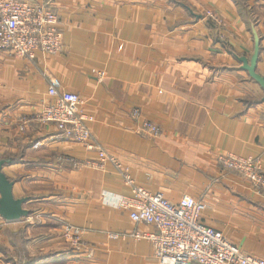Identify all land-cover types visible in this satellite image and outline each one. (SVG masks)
Instances as JSON below:
<instances>
[{
	"label": "crops",
	"instance_id": "1",
	"mask_svg": "<svg viewBox=\"0 0 264 264\" xmlns=\"http://www.w3.org/2000/svg\"><path fill=\"white\" fill-rule=\"evenodd\" d=\"M238 1L50 0L63 50L33 61L0 51L2 171L30 212L0 216V264H159L147 240L109 235L152 229L103 203L131 195L113 166L85 165L94 150L35 119L47 78L83 99L92 138L137 185L176 205L202 200L204 224L264 259V193L216 160L253 158L264 170V91L237 59L252 55L255 30L264 77V0H244L246 11ZM144 120L160 133L138 132ZM64 222L83 231L84 252L63 239Z\"/></svg>",
	"mask_w": 264,
	"mask_h": 264
},
{
	"label": "built area",
	"instance_id": "2",
	"mask_svg": "<svg viewBox=\"0 0 264 264\" xmlns=\"http://www.w3.org/2000/svg\"><path fill=\"white\" fill-rule=\"evenodd\" d=\"M206 16L218 25L223 23L215 12L207 11ZM62 50L63 34L50 0L38 3L0 0L1 52L33 61L37 52L56 55ZM92 72L99 77L104 75L103 71ZM47 82V100L42 102L35 119L53 124L57 136L63 140L94 150L96 160L87 161L85 165L98 168L112 165L123 183L131 189V195L112 198L104 195L103 203L128 211L133 223L152 228L149 231L135 229L129 234L111 232L110 237L147 240L159 264H264V259L244 253L220 231L203 223L201 214L205 204L202 200L176 205L161 193H152L137 185L127 168L101 149L92 138L89 124L93 117L81 110L83 99L77 93L61 90L57 79L47 78ZM134 112L138 114L139 110ZM136 130L144 135L160 133L159 126L149 120H144ZM216 160L221 168L234 171L246 179L256 194L264 193V170L258 160L229 154H219ZM82 233L80 228L68 222L62 224L63 239L73 249L83 251ZM86 257H91L90 251Z\"/></svg>",
	"mask_w": 264,
	"mask_h": 264
},
{
	"label": "water",
	"instance_id": "3",
	"mask_svg": "<svg viewBox=\"0 0 264 264\" xmlns=\"http://www.w3.org/2000/svg\"><path fill=\"white\" fill-rule=\"evenodd\" d=\"M254 48L249 59L244 56L238 57V61L242 63V69L256 81L264 91V77L257 73L256 65L260 54L259 37L253 30ZM264 99V97H263ZM4 161L0 160V216L9 221L20 220L29 216L30 212L23 208V204L27 202V198H14L12 190L14 182L9 180L2 171Z\"/></svg>",
	"mask_w": 264,
	"mask_h": 264
},
{
	"label": "trees",
	"instance_id": "4",
	"mask_svg": "<svg viewBox=\"0 0 264 264\" xmlns=\"http://www.w3.org/2000/svg\"><path fill=\"white\" fill-rule=\"evenodd\" d=\"M238 3H239V6L241 7V11H246L247 10V6H246V3H245V1L244 0H239L238 1ZM260 48V51H261V47H259ZM6 163V161H4V164Z\"/></svg>",
	"mask_w": 264,
	"mask_h": 264
},
{
	"label": "rangeland",
	"instance_id": "5",
	"mask_svg": "<svg viewBox=\"0 0 264 264\" xmlns=\"http://www.w3.org/2000/svg\"><path fill=\"white\" fill-rule=\"evenodd\" d=\"M17 221V220H16Z\"/></svg>",
	"mask_w": 264,
	"mask_h": 264
}]
</instances>
